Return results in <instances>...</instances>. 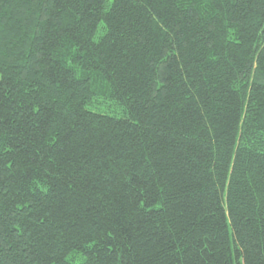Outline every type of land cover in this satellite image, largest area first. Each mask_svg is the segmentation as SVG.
Instances as JSON below:
<instances>
[{
    "label": "trees",
    "instance_id": "trees-1",
    "mask_svg": "<svg viewBox=\"0 0 264 264\" xmlns=\"http://www.w3.org/2000/svg\"><path fill=\"white\" fill-rule=\"evenodd\" d=\"M0 264H264V0H0Z\"/></svg>",
    "mask_w": 264,
    "mask_h": 264
}]
</instances>
